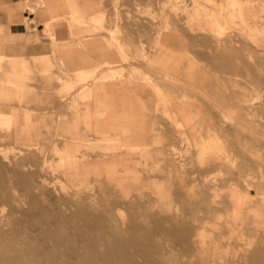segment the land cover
<instances>
[{
    "label": "rangeland",
    "instance_id": "obj_1",
    "mask_svg": "<svg viewBox=\"0 0 264 264\" xmlns=\"http://www.w3.org/2000/svg\"><path fill=\"white\" fill-rule=\"evenodd\" d=\"M83 23L115 62L34 73L0 57L2 162L37 163L46 186L0 178V264L40 218L37 195L90 215L121 198L109 212L155 264H264V0H107ZM34 74L53 86L29 87Z\"/></svg>",
    "mask_w": 264,
    "mask_h": 264
},
{
    "label": "bare ground",
    "instance_id": "obj_2",
    "mask_svg": "<svg viewBox=\"0 0 264 264\" xmlns=\"http://www.w3.org/2000/svg\"><path fill=\"white\" fill-rule=\"evenodd\" d=\"M27 154L28 162L32 157H36L33 150ZM45 162L47 160L44 157L42 165ZM26 165L29 170L24 169ZM38 166L37 163L26 164L24 160L8 161L3 164L0 156V178L5 179L7 184L16 180L22 187L31 191L35 189L44 195L46 186L35 178L37 173H33L31 168L36 169ZM7 184L0 186L2 199H9ZM93 197L95 195H89L85 199ZM32 199V207L36 208V215L40 218L37 223L31 225L26 235L27 239L16 256L10 257V261H13L11 264H155L148 251L141 247L138 236L128 235L119 225L122 219L113 217L109 212L125 203L121 198L113 197L111 203L103 207V212L100 214L92 212V215L89 212V205L79 199L69 198L64 201L62 197L57 199L50 197V207L40 205L38 195ZM28 217H33L32 213H28ZM22 223L25 225V222ZM17 237V241L23 240L20 235ZM128 246L134 247L136 251L131 252ZM10 247L13 248V244Z\"/></svg>",
    "mask_w": 264,
    "mask_h": 264
},
{
    "label": "crops",
    "instance_id": "obj_3",
    "mask_svg": "<svg viewBox=\"0 0 264 264\" xmlns=\"http://www.w3.org/2000/svg\"><path fill=\"white\" fill-rule=\"evenodd\" d=\"M106 2L0 0V57L17 63L11 69L5 63L3 69L20 71L18 64L23 61L37 73L48 69L47 61L55 60L61 71L75 73L94 68L103 57L115 62L116 51L106 45L100 32L92 33V26L83 23L97 17ZM35 77L29 87L53 86L51 79Z\"/></svg>",
    "mask_w": 264,
    "mask_h": 264
}]
</instances>
